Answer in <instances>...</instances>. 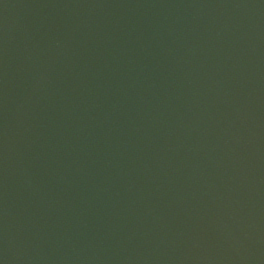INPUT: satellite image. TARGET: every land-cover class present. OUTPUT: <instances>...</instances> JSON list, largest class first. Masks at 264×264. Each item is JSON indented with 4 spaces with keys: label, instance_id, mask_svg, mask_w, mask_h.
<instances>
[{
    "label": "water",
    "instance_id": "1",
    "mask_svg": "<svg viewBox=\"0 0 264 264\" xmlns=\"http://www.w3.org/2000/svg\"><path fill=\"white\" fill-rule=\"evenodd\" d=\"M0 264H264V0H0Z\"/></svg>",
    "mask_w": 264,
    "mask_h": 264
}]
</instances>
